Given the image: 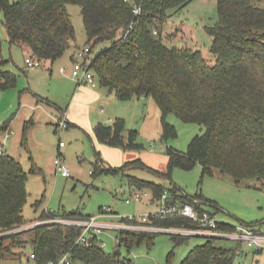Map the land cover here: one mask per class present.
I'll use <instances>...</instances> for the list:
<instances>
[{"label":"trees","instance_id":"1","mask_svg":"<svg viewBox=\"0 0 264 264\" xmlns=\"http://www.w3.org/2000/svg\"><path fill=\"white\" fill-rule=\"evenodd\" d=\"M192 0H0L1 11L11 44L27 45L32 55L54 61L72 46L75 26L69 3L82 6L87 44L91 46V66L100 83L122 100L146 99L152 95L162 111L163 136L177 135L176 126L167 116L174 112L186 122L205 126L186 150L168 147L167 171L157 172L171 178L175 167L193 168L197 162L203 174L215 169L237 182L256 179L264 183V0H217L218 20L208 24L212 35L211 62L201 48L188 43H172L163 37L164 25L175 12ZM1 21V18H0ZM3 38L0 31V51ZM104 43L93 55V46ZM0 60V89L15 84L17 75ZM32 121L25 123L22 144L26 143ZM6 126L0 125V132ZM126 121L117 117L112 123L98 122L95 133L110 145H125ZM137 130L130 129V146H138ZM1 142V139H0ZM99 162L95 174L116 173L121 167ZM143 161L127 162L126 168ZM29 172L21 160L5 150L0 154V255L14 252L13 247L31 242L36 260L45 264L66 252L71 264H134L120 247L107 250L92 231L85 242H77L82 227L61 222H43L34 227L10 232L25 224ZM141 188L153 191L154 198L170 191V200L200 198L211 205L217 202L201 192L189 193L180 187L134 178ZM89 216L80 211L65 212ZM63 214L43 210L42 217ZM153 224L193 226L186 216L155 218ZM264 224V220L260 222ZM221 229L234 225L221 222ZM158 232L118 229V246L128 248L147 240L152 243ZM175 244L191 235L171 233ZM205 242L194 246L181 264H232L239 247L217 243L222 237L204 236ZM31 258V256H30Z\"/></svg>","mask_w":264,"mask_h":264},{"label":"rangeland","instance_id":"2","mask_svg":"<svg viewBox=\"0 0 264 264\" xmlns=\"http://www.w3.org/2000/svg\"><path fill=\"white\" fill-rule=\"evenodd\" d=\"M68 9L75 26L73 45L56 60H43L41 65L34 67L28 66L25 59L32 53L31 48L10 43L4 15L0 12L3 38L0 55L7 59V68L17 75L14 85L0 89V125L6 124L0 132V139L7 152L19 158L29 172L28 197L24 206L27 222L23 225L38 221L56 222L62 217H77L79 215L65 212L80 211L98 215L101 221L116 222L123 219L131 225L128 230L156 232L148 229V221L128 218L155 212L161 206L159 198H154L151 189L138 187L134 183L133 179L137 177L162 183L170 188L177 186L189 193L201 192L217 202V206H207L221 222L263 226L260 222L264 220V183L261 181L247 179L237 182L218 169L213 174H203L200 162L191 169L175 167L171 178H164L157 172L168 169L169 146L186 150L192 138L202 133L205 126L198 122H186L170 112L167 119L176 126L177 135L165 138L162 111L152 95L146 99L122 100L113 93L114 100L98 102L92 108L93 116L97 115L104 122L112 123L117 117L125 118V145L115 146L102 142L89 128L67 121L73 120L69 117V104L79 80L63 73L61 67H73L71 49L77 44L87 45L88 39L82 6L69 3ZM217 20V0H192L168 19L164 25L163 37L172 43H188L201 48L204 55L213 62V37L207 32L206 26ZM103 44H94L92 55ZM95 85H100L97 77ZM35 87L45 96L43 99L34 94ZM62 115L69 123L66 127L58 125L63 119ZM109 116L112 121H109ZM30 119L35 122L29 127L26 143L22 144L23 129ZM132 128L137 130L135 141L139 145L135 147L128 144ZM60 141H64V145L58 148ZM152 141L155 143L152 144ZM102 143L108 148L102 149ZM60 152L70 167L69 176H64L55 169L54 160ZM98 156L103 159L105 166L123 169L116 173L97 170L93 174L92 170L96 169V163L99 162ZM138 159L144 165L136 164L129 168L124 166L127 162ZM135 191L142 192V197H132ZM130 197L132 199L127 201ZM104 208H109L110 211L105 212ZM45 209L63 214L42 217L41 213ZM117 234V229L105 228L99 232L98 237L107 250L120 247L122 254L131 258L134 264H181L194 246L206 240L204 236L191 235L182 243L175 244L171 233L158 232L151 244L143 240L128 248L125 244L118 246ZM217 243L239 247L232 264H264V248L250 246L247 241L224 237L219 238ZM13 250L14 252L4 256L0 255V264H33L34 259L30 258L33 253L31 242L17 245Z\"/></svg>","mask_w":264,"mask_h":264},{"label":"built area","instance_id":"3","mask_svg":"<svg viewBox=\"0 0 264 264\" xmlns=\"http://www.w3.org/2000/svg\"><path fill=\"white\" fill-rule=\"evenodd\" d=\"M27 65L30 67L41 65L42 60L34 57L32 54L26 56ZM62 72H67L65 66L61 67ZM69 74L79 80V82H88L93 85L96 84V74L91 66V46L89 44L79 47L75 52V59L73 67L70 69ZM58 125L66 127L68 125L65 117L58 122ZM155 142L152 141V144ZM60 147L64 145V141H60ZM3 143L0 142V154L5 152ZM56 171L64 176L70 175V167L62 152L54 160ZM170 191L166 189L160 197V208L155 212L141 216H129V220L138 218L141 222L148 221V229L153 231L169 232L179 235H201V236H216L224 238L236 239L240 242L247 241L248 245H257L259 248H264V225L259 227L249 226L246 224L234 225V229L227 230L219 227L220 221L218 220L214 211L208 208L210 203L203 201L200 198H193L192 200L183 201L181 199L170 200ZM132 197L141 198L142 192L135 191ZM132 197L127 198L130 201ZM211 205V204H210ZM103 211H110L109 208H104ZM186 216L192 219L196 224L193 226L183 225H168L161 226L153 224L151 221L155 218L166 216ZM46 221H38L30 225H22L12 229L10 232L20 231L23 229L34 227L38 223ZM56 222H61L70 225H78L82 227V233L78 237L77 242H85L92 231L99 234L105 228L127 229L130 224L125 220L119 221H101L98 215L77 216V217H62ZM31 258L34 259L33 264H40L36 260L35 253H31ZM72 256L70 252L63 253L57 260H49L45 264H71Z\"/></svg>","mask_w":264,"mask_h":264},{"label":"crops","instance_id":"4","mask_svg":"<svg viewBox=\"0 0 264 264\" xmlns=\"http://www.w3.org/2000/svg\"><path fill=\"white\" fill-rule=\"evenodd\" d=\"M24 46L28 47L27 45H24ZM79 47H81V46L77 44L73 47V49H71L70 57H71L72 61H74L75 52ZM1 59H6V58H4L3 55H0V60ZM6 65H7V62H6L4 67L6 69H8ZM66 68H67V71H70L71 67H66ZM63 73H67V75H70L69 72H63ZM72 80L74 81V79H72ZM41 93L42 92L35 87L34 94L36 96H38L39 99H43L45 97V96H42ZM113 93H115V92L110 91L107 86H104L101 83L99 86L88 84V83H80V82L77 83L75 86V90L72 94L70 104H69V107H70L69 117H72V119L75 122H73V120H68V119H67V121L70 122L71 124H77V125H80L83 127L85 126L86 128H89L92 132L95 133L96 124L98 122H104V121L99 120L100 117H98L97 115L93 116L92 108L98 102H101V101L110 102L111 100H114V97L112 95ZM138 99H140V98H138ZM62 117H64V116L62 115ZM108 119H109V121H112L111 116H109ZM27 121H29V120H27ZM30 121L35 122V121H33V119H30ZM104 123H110V122H104ZM95 135H96V133H95ZM96 137H97V135H96ZM59 147H60V144L58 145V148ZM100 147L102 149L108 148V147H106V145L104 143H102Z\"/></svg>","mask_w":264,"mask_h":264},{"label":"water","instance_id":"5","mask_svg":"<svg viewBox=\"0 0 264 264\" xmlns=\"http://www.w3.org/2000/svg\"><path fill=\"white\" fill-rule=\"evenodd\" d=\"M0 11H1V7H0Z\"/></svg>","mask_w":264,"mask_h":264}]
</instances>
